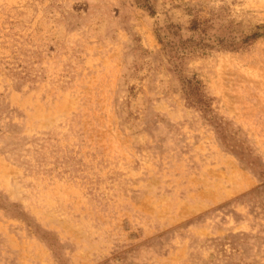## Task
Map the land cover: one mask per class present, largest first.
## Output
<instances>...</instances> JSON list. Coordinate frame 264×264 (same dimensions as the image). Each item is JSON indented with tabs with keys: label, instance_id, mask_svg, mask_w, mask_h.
Instances as JSON below:
<instances>
[{
	"label": "rangeland",
	"instance_id": "obj_1",
	"mask_svg": "<svg viewBox=\"0 0 264 264\" xmlns=\"http://www.w3.org/2000/svg\"><path fill=\"white\" fill-rule=\"evenodd\" d=\"M0 264H264V0H0Z\"/></svg>",
	"mask_w": 264,
	"mask_h": 264
}]
</instances>
